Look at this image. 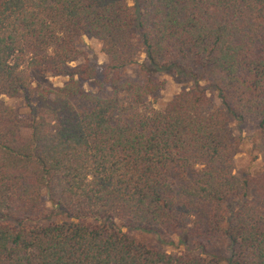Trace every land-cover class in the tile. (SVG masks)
<instances>
[{
    "label": "trees",
    "instance_id": "trees-1",
    "mask_svg": "<svg viewBox=\"0 0 264 264\" xmlns=\"http://www.w3.org/2000/svg\"><path fill=\"white\" fill-rule=\"evenodd\" d=\"M85 36L109 97L76 79L99 71ZM162 74L194 88L158 109ZM234 122L264 146V0H1L0 264H264V171L235 175Z\"/></svg>",
    "mask_w": 264,
    "mask_h": 264
},
{
    "label": "rangeland",
    "instance_id": "rangeland-1",
    "mask_svg": "<svg viewBox=\"0 0 264 264\" xmlns=\"http://www.w3.org/2000/svg\"><path fill=\"white\" fill-rule=\"evenodd\" d=\"M1 3V0H0ZM130 5H133L132 1H129ZM81 49H83L90 59L99 66L98 75L94 80L86 81L76 77L81 83V87L85 93L96 95L99 97H109L111 95V89L109 85L105 83L103 70L101 69L105 64V56L102 52V44L100 41L85 36L81 43ZM78 68V64H72L71 69L75 71ZM126 75L135 80L142 77V73L138 67H132L126 71ZM36 83L43 84L49 90H60L65 87L69 81V77H45L36 75ZM153 79L163 85V89L159 91L155 98L150 101L153 106L158 109H163L166 104L173 99L176 95L185 90H191L194 88V83L190 79L177 77L174 74H162L153 75ZM206 84L202 83L201 88H205ZM209 97H211L215 109L221 108V101L218 98V94L214 90L207 91ZM6 105L10 108L17 109L22 115H27L28 105L26 100L20 96L17 98H5ZM78 107L84 106V102L75 100ZM232 130L234 135L241 139L240 152L236 157V170L235 175L241 174H259L264 171V146L261 144L260 137L257 132V126L254 123H247L239 125L237 123L232 124ZM139 241L149 244L153 247L162 248L168 253L176 254L180 248L173 245H160L158 239L151 235L134 234ZM210 253L216 254L222 258L228 257V251L226 244H215L210 248ZM222 264H226L225 262Z\"/></svg>",
    "mask_w": 264,
    "mask_h": 264
}]
</instances>
